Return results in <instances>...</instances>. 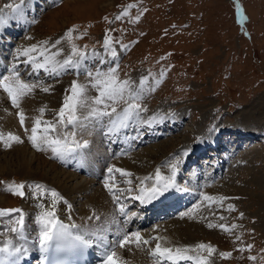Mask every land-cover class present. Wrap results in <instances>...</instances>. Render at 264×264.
I'll return each mask as SVG.
<instances>
[{"label": "rangeland", "instance_id": "obj_1", "mask_svg": "<svg viewBox=\"0 0 264 264\" xmlns=\"http://www.w3.org/2000/svg\"><path fill=\"white\" fill-rule=\"evenodd\" d=\"M10 1L0 0V6ZM71 1L62 0L63 4L49 8L30 40H61L63 52L70 54L72 44L85 52L109 53L104 40L111 35L112 47L121 59L119 64H105L102 71L118 65L119 78L131 80L133 89L140 88L141 81L148 78L141 100L147 109L145 115L158 109L188 116L186 130L147 148L171 140L167 153L177 151L190 144H182L184 139L193 141L199 134L195 132L199 125L203 134L219 126L256 129L260 133L227 165V174L215 189V197H224L220 190L234 184L247 195L230 201L226 198L222 204L209 203L211 211L203 216L209 222L220 220L228 227H236L231 233L208 227L207 232L217 235L213 239L199 238L192 246H214L217 252L213 254V264H264V0H90L88 5L74 0L77 4L70 5ZM62 17L68 19L65 26L60 23ZM72 28L76 31L68 41L66 33ZM59 83L64 81L50 86ZM90 93L98 95L95 89ZM52 114L50 110L48 115ZM11 115L10 111L0 113V119ZM20 127L24 130L26 126ZM248 131H242L247 139ZM4 148L8 151L13 147ZM37 180L0 176V196L6 197V201L1 199L0 209H22L26 199L6 191L8 184L23 183L26 191L29 182ZM230 205L234 211L228 210ZM8 219L0 218L2 231ZM220 252H231L232 256L222 259ZM251 256L257 259L253 261Z\"/></svg>", "mask_w": 264, "mask_h": 264}, {"label": "snow or ice", "instance_id": "obj_2", "mask_svg": "<svg viewBox=\"0 0 264 264\" xmlns=\"http://www.w3.org/2000/svg\"><path fill=\"white\" fill-rule=\"evenodd\" d=\"M21 4L7 5L14 12H20ZM121 17H117L120 19ZM137 20L139 17L136 18ZM7 20L3 15H0V27H3ZM75 28L69 29L66 33V39L71 41ZM31 39V37H29ZM61 44V40L55 42L41 41L37 44H31L27 47H18L15 50V58L19 63H12L7 70V74L0 75V89L7 94L11 104L19 110V121L21 126L25 123V113L21 107V102L25 97L31 96L35 89L39 87L43 92H51V86H44L43 83L28 82L21 75L20 64H23L26 69L30 68L31 74L39 75L41 71L49 76H60L67 69H80L82 61L87 59V53L80 50L75 44H72L71 55L60 61L57 59L61 55L62 50L57 46ZM113 40L111 35H108L104 40V48L110 53L115 60L117 53L112 47ZM127 47V46H125ZM51 49H57L52 52ZM107 63L106 61H103ZM86 76L89 78V83L81 84L73 81L68 92L65 94L63 106L59 109L56 116L57 120L44 121L42 120L44 108L39 111L41 117L34 120V126L30 129L28 140L32 146L38 151H50L54 158L61 161L74 154L81 152L89 147V141H80L77 139L75 131L68 130L82 128L86 129L90 123L103 124L105 118L109 125L108 132H118L122 128L129 126L128 122L135 117L140 120L141 112H146L147 109L142 106L140 101L143 99V87L148 82L145 77L140 84L141 91H136L132 88L131 80H121L118 75V65L109 67L107 71L97 70L93 73L91 70H86ZM93 88L98 92L96 96H88L89 88ZM124 104V107L118 111L117 106ZM87 110L86 113L83 110ZM153 117L149 121H140L151 125ZM42 132H40L41 127ZM67 131H61V130ZM29 131V129H25ZM39 132V134H38ZM50 133L54 135H50ZM0 142L4 147L11 148L13 143L20 144L24 141L20 136L11 132L6 135L0 132ZM187 155V153H185ZM181 159L176 158L174 161H167L163 167L170 170L169 175H165L160 167H157L153 175L136 178L139 181L138 187L135 189L133 185V173L123 168H117L114 165L107 168L108 176L104 181V186L111 195L113 201L119 205V213L121 215H134L129 213L124 203L121 202V197L125 193L131 194L134 191L137 193L132 196L133 200L139 201L141 204L152 203L155 200L164 197L167 193L176 189L177 176L180 172ZM119 174V181L116 178ZM151 181L149 184L148 182ZM123 183L128 185L127 188H122L119 185ZM31 193L39 201L36 207L39 209L38 215L34 217V223L38 229V236L35 243L38 244L42 252L47 253L50 249L61 251L66 248H71L83 254L84 250L92 247L95 242L101 249L103 257L102 264H126L119 255L118 249L126 248L134 245L137 249H144L148 255L153 258V264H213V254L217 249L211 244L199 243L194 246H181L174 244L168 237L153 236L145 238L139 231L131 234H125L114 244H109L103 235H98L96 232L89 231L81 225L74 222L65 223L57 215V205L64 203L68 208L71 205L65 198L55 189H47L44 185H32ZM25 185L23 183H11L6 187V191L25 198ZM47 195L50 204L46 206L42 202V198ZM225 197L204 196V201L211 203L222 204ZM200 205H196L192 212H185L183 216L194 218L193 214L199 211ZM229 211H234L233 206H229ZM241 216L243 214L241 213ZM8 217V231L14 233L20 240L26 242L28 240L26 227V214L23 209L10 208L0 209V218ZM183 218V217H182ZM223 219V217H221ZM209 228H220L225 232L231 233L236 225L228 227L224 224L209 223ZM155 241V246L150 247ZM251 245L247 246L251 250ZM243 251L244 249H240ZM28 253V248L23 243L17 246L14 240L9 238L0 246V264H19V261ZM231 252H220L219 257L222 259L231 258ZM255 261L257 257H249Z\"/></svg>", "mask_w": 264, "mask_h": 264}, {"label": "bare ground", "instance_id": "obj_3", "mask_svg": "<svg viewBox=\"0 0 264 264\" xmlns=\"http://www.w3.org/2000/svg\"><path fill=\"white\" fill-rule=\"evenodd\" d=\"M36 0H33V2ZM51 2L52 0H48ZM41 2V8L49 5L48 2H45L44 0L39 1ZM70 5L77 4L74 0ZM83 4L88 5L90 3V0H83ZM28 16V15H27ZM26 14L21 15L19 18L17 17V20L20 21L27 19ZM12 18H15L13 16H10ZM67 17V16H66ZM6 18V17H5ZM16 19V18H15ZM68 19L65 17L60 18V23L65 26L68 23ZM7 23L6 25H8ZM4 25L1 27V30L4 29L6 26ZM6 41V40H5ZM5 41H0L1 45L2 43H5ZM62 44L58 45L57 48L62 50V54L65 55V51L63 52V42ZM2 49V48H1ZM52 52H55L52 50ZM1 54V53H0ZM1 57V56H0ZM57 57V58H58ZM66 58V57H65ZM90 58L85 59L82 61V66L84 67L85 62H90ZM63 61V60H62ZM49 76V75H48ZM22 78H25V76H22ZM64 85L62 83L57 84L56 86L52 87V91L48 92L46 95H43V91H41L40 88H36L34 93L31 96L25 97V99L21 102V107L24 110L26 119L24 125L26 126L24 130L18 126H16L15 120L12 121V119H15L12 115L10 117H4L3 121L0 119V126H3V130H10L14 129L18 132V136L22 138L23 134L30 135V129L34 126V120L35 118L39 117L38 114H35V111L37 110L35 107L39 106V109L41 108H51L53 111H56L60 108L61 105V93L63 91ZM7 97V94H6ZM61 97V98H60ZM32 98V100H28ZM37 99L39 101H37ZM9 99H3L2 102H0V113H6L8 112V109L5 110L4 107L8 103ZM26 107V108H25ZM19 113V110L17 109V115ZM11 114H13L11 112ZM35 114V115H34ZM155 118H159V120H163L164 117H169L167 115H163L161 112L157 113ZM47 119V118H46ZM43 120V118H42ZM57 120V118H56ZM139 121H143L140 119ZM154 121V120H153ZM93 124V123H92ZM95 124V122H94ZM23 125V126H24ZM29 129V131H25V129ZM239 128L242 131H248L247 129L243 130L241 127H234V129ZM75 131L77 134V139L79 140L81 133L83 130L81 129H68ZM123 132L119 133L114 140H120L128 141L129 137L125 134V129H120ZM63 131V129L61 130ZM67 131V130H65ZM216 131V130H215ZM198 132L201 137L197 142L194 144H188L184 147L178 148L177 151L173 153H169L165 155V153L170 150L171 140L161 143L159 145L153 146L151 148H147L143 151H139V153H134L131 156H122V158L118 157L113 159L112 163L110 165L107 164V162H103L102 164L100 161L101 159H97L96 162H94L93 169H91L90 175L93 177L98 174L100 177L105 179L108 176L107 168L111 166H115L117 168H123L127 171H130L133 173V182L139 184L138 179L140 177L153 175L156 168L160 167L161 171L168 175L170 174V170L166 167H163L167 161H174L176 158L181 159L180 168L182 164L184 163V160L186 159V156L189 152H192V149H194V146H196L200 141L204 142L207 141L210 137L212 138L214 136V132L208 133L209 135H204L201 131V127L199 125L198 129L195 131ZM113 134H116L113 132ZM188 134V132H187ZM234 135L236 132L233 133ZM249 135V139H255L260 133L256 129L250 130L247 132ZM90 134L84 135L87 136ZM96 135V136H95ZM91 134L93 137V140L96 143H100V147L104 149L105 145L101 143L103 141V136L99 133ZM111 135V134H110ZM239 137H245L244 134L239 135ZM108 136L104 139V143H106ZM184 141H186L184 139ZM187 143V142H185ZM18 146L13 147L12 149H9L8 151L2 150L3 148L0 147V176H20L24 179H30V180H37L43 181L40 183V185L46 186L47 189H55L57 192H59L65 200L68 202V204L71 205V208H68L66 204L60 203L57 205V215L60 219L63 220H69L70 222H74L77 225L84 226L89 231L96 232L98 235H103L106 237L107 242L109 244H114L113 240L117 242L119 239H121L125 234H131L133 232L139 231L142 234L143 228L139 226V220H136V213L135 210L130 207V203L133 202L132 196L136 195L134 192L131 194L125 193L124 196L121 197V202L125 204L126 209L129 213H134V215H121L119 213V207H116L114 205L113 199L107 189L104 186V181H102V187L98 185V183L101 180H97L94 182V179L96 178H89L85 175H79L76 172H72L68 169H64L61 166L58 165V162L54 160L53 154L50 151H34L30 146L26 145L25 143H22V145L17 144ZM6 148V147H5ZM4 148V149H5ZM8 149V148H7ZM106 149V148H105ZM233 150L230 151L232 153ZM187 153V155H185ZM103 156V155H102ZM164 156V157H163ZM190 157V156H189ZM61 162V160H60ZM156 163V164H155ZM101 164L100 168L98 167L97 172L95 170V166ZM89 168V167H88ZM195 172L197 169H200V167H197V165H194ZM90 169V168H89ZM202 169V168H201ZM181 170V169H180ZM251 175V173H249ZM178 177V176H177ZM116 178L119 181L121 178L119 177V174H116ZM255 182V181H254ZM253 182V184H254ZM149 184L151 181L148 182ZM123 183H121L119 186L121 187ZM177 185H180L177 181ZM219 186L215 183L212 186H209V188H206L204 190V193L201 195V200L199 201V205L202 207V212H199L198 214H195V218H189L188 216H181V220H171L167 221V223H164L160 225L156 232L151 231L149 234H142L145 238H150L153 236H164L168 237L174 244L181 245V246H192V244L197 243L199 241V238H202L204 236L208 238H214L215 235H217L214 232H207L208 224L209 223H216V224H223L220 220H212V222H209L208 219L203 218L204 214H208L210 208L208 207L209 203L208 201H204V196L209 195L215 197V195H218L216 193V190ZM128 185L125 187L127 188ZM134 187V185H132ZM224 187V185H223ZM226 187V185H225ZM104 189V190H103ZM223 191V192H222ZM223 194L225 198H228L227 200H231L234 198H240V195L246 196L247 192H244V190L238 188L234 184H230L227 189H221L219 193ZM32 192L27 191L26 199L24 200L22 204L23 209H27L26 211L29 213V216H31L30 220H26V227H27V235L28 240L26 242L20 241L16 236H9L6 234H2L0 236V246H2L3 242H5L7 239L11 238L14 240V243L19 246V242L23 243L26 248L29 250V246H31V243L33 245L37 244L35 243L37 236H38V229L37 226L34 223V217L38 215L39 209L36 207L37 203L39 202L34 195L31 194ZM219 197V196H218ZM5 199L3 195L0 196L1 199ZM254 200L256 198H253ZM253 200V201H254ZM42 202L48 206L50 204V200L47 198V195L42 198ZM142 205H139L137 209H140ZM217 206V205H216ZM142 210V209H141ZM211 211V210H210ZM191 212V211H190ZM118 213H119V219H118ZM212 215L210 214V217ZM180 219V218H179ZM223 220V219H222ZM207 228H206V227ZM95 244V253L96 256L103 258L101 255V249ZM190 244V245H189ZM38 245V244H37ZM155 246V242L150 245V247ZM98 248V249H97ZM30 250H37L36 247H31ZM32 253L28 251V253L22 258L23 260L29 259L30 255ZM118 255L126 261V264H153V258H151L147 251L144 249H137L134 245L126 248L118 249ZM21 259V261H23ZM99 264H102L99 263Z\"/></svg>", "mask_w": 264, "mask_h": 264}]
</instances>
